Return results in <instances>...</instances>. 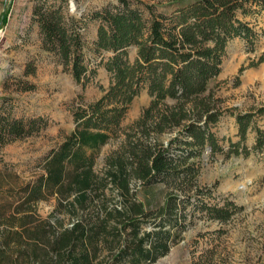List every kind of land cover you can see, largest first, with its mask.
<instances>
[{"label": "trees", "instance_id": "1", "mask_svg": "<svg viewBox=\"0 0 264 264\" xmlns=\"http://www.w3.org/2000/svg\"><path fill=\"white\" fill-rule=\"evenodd\" d=\"M66 1L32 0L27 29L34 24L35 34L30 39L20 35V41L37 42L38 52L51 54L83 85L95 75L91 61L103 64L108 84L97 98L72 109L73 128L41 156L39 172L16 188L0 186V221L24 205L55 197L56 211L67 209L75 215L70 224L62 226L55 218L38 224L35 231L23 228V232L40 237L44 252L56 264H96L101 242L115 248L104 264H150L168 252L197 214L225 221L241 207L228 196L222 202L207 200L214 196L213 190L197 178L202 153L206 148L211 156L262 153L264 127L257 124V116L264 114V103L231 112L238 138H229L225 146L213 126L230 109L218 106L217 98L205 91L209 79L220 72L232 38H242L250 48L264 40V26L257 29L251 22L264 11V0H170L173 3L164 9L146 5L147 15L131 0L79 14L71 12ZM92 22L95 33L89 35ZM29 51L23 49L24 73L34 69ZM92 52L98 56L92 58ZM16 83L20 89L33 87L24 79ZM143 89L152 96L145 111L152 129L176 127V133L165 145L138 141L130 160L114 156L99 174L94 169L97 150L117 133L130 102ZM167 98L174 102H163ZM9 101L0 96V147L47 124L41 114L15 115ZM250 130L254 134L248 145ZM130 177L141 180L149 194L145 200L130 195ZM108 181L124 195L122 207L98 202ZM44 226L48 235L42 239ZM8 232L5 246L20 236V231ZM7 258L1 251L0 264Z\"/></svg>", "mask_w": 264, "mask_h": 264}, {"label": "rangeland", "instance_id": "2", "mask_svg": "<svg viewBox=\"0 0 264 264\" xmlns=\"http://www.w3.org/2000/svg\"><path fill=\"white\" fill-rule=\"evenodd\" d=\"M116 1L66 2L71 12L79 14ZM131 1L143 8L145 15L148 14V4L154 3L159 9H164L173 3L170 0ZM15 3L16 0H8L0 22V96L10 99L15 115L41 114L47 118V124L37 133L14 139L0 147V186L11 189L41 170L38 165L41 156L73 128L72 109L97 98L102 93V86H107L109 78L105 66L92 60L90 65L96 66L95 75L93 80L83 85L61 63L56 62L51 54L38 52L37 42L29 43L31 46L28 48L30 53L27 58L34 61L32 72H23L24 52L11 56L12 61L6 60L2 24L7 17L6 13L14 11ZM251 22L257 29L263 27L264 11L256 19L252 18ZM95 27V22L90 23L89 35L95 33ZM134 51L135 48H132L131 56ZM96 55L98 56L97 53H91L92 58ZM6 73L7 79L2 82ZM17 79L27 80L33 83V87L20 89ZM205 93H212L221 108L230 109L213 126L222 137L220 141L226 146L229 138H238L235 117L231 112L254 109L264 103V40L258 39L253 48H250L242 38H232L227 44L222 68L216 76L209 79ZM151 101L152 96L145 89L132 99L117 133L97 150L94 169L99 174L104 173L109 159L114 156L122 155L130 160V151L137 148L138 141H157L165 145L176 133V127H165L161 131L152 129L151 117L145 114ZM163 102L171 104L174 100L167 98ZM257 124L264 127V114L257 116ZM253 134L251 130L247 134L248 145L253 141ZM197 178L200 184L208 185L213 190L214 196L207 200L222 202L221 198L228 196L241 205L240 209L225 221L197 214L168 252L150 264H264V151H252L246 156L234 153L224 156L217 152L211 156L206 148L202 153ZM129 187L130 195L136 199L145 200L149 196L140 179L130 177ZM167 187L171 188V185ZM124 200L118 186L109 181L98 198V202L104 203L108 208L122 207ZM56 204L55 197L40 199L20 207L6 220L0 221V250L8 255L7 260H3L5 264H56L44 252L45 244L40 237L23 232V228L35 231L38 224L46 225L43 221H56L55 218L62 226L69 225L75 215L67 209L56 211ZM42 229L40 236L45 239L48 228L44 226ZM7 230L20 231V236L18 240L9 239L5 246L3 238ZM100 247L96 264H104L111 251L115 250L111 243L101 242Z\"/></svg>", "mask_w": 264, "mask_h": 264}, {"label": "crops", "instance_id": "3", "mask_svg": "<svg viewBox=\"0 0 264 264\" xmlns=\"http://www.w3.org/2000/svg\"><path fill=\"white\" fill-rule=\"evenodd\" d=\"M7 2L8 0H0V22ZM31 4L32 0H16L14 11L11 13H6L7 17L2 24L5 38L4 54L7 56L6 60L12 61L11 56L14 57L15 55H21L24 48H29L31 46L28 42L22 43L19 38L20 35H28L30 39L35 34L34 24L31 25L30 29H27ZM8 13L11 15L9 16Z\"/></svg>", "mask_w": 264, "mask_h": 264}]
</instances>
